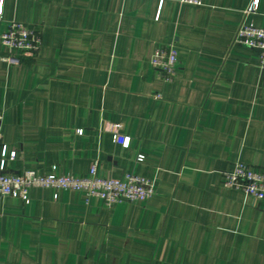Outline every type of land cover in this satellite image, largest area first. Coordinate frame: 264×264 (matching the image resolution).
I'll return each mask as SVG.
<instances>
[{
	"label": "crops",
	"instance_id": "1",
	"mask_svg": "<svg viewBox=\"0 0 264 264\" xmlns=\"http://www.w3.org/2000/svg\"><path fill=\"white\" fill-rule=\"evenodd\" d=\"M197 1L5 0L0 33L15 20L41 45L0 60L16 151L4 172L85 176L96 160L98 176L135 172L155 192L111 206L70 189L0 197V264H264V199L221 184L235 160L264 168V72L232 42L242 21L264 26V0L246 14L250 0ZM170 43L165 82L149 59Z\"/></svg>",
	"mask_w": 264,
	"mask_h": 264
},
{
	"label": "built area",
	"instance_id": "2",
	"mask_svg": "<svg viewBox=\"0 0 264 264\" xmlns=\"http://www.w3.org/2000/svg\"><path fill=\"white\" fill-rule=\"evenodd\" d=\"M198 3L197 0H186ZM259 0H250L244 13H254ZM5 0H0V20H2ZM232 42L253 49L257 53L258 65L264 72V26L252 22H241L236 28ZM0 60L8 65L18 62L20 54L34 56L41 45L39 30L24 23L8 20L0 33ZM149 64L158 71L163 81H172L179 71L177 50L173 43L158 45L154 48ZM2 112H0V197L11 196L27 201L32 188H51L53 197H57L58 189H70L81 193L86 200L99 199L106 206L121 201L144 203L155 192V179L147 178L135 172L124 173L121 178L100 177L97 174V161H92L85 176L76 174H58L56 167L50 173H39L25 169L17 173H5L8 160L15 158L16 151L8 149L2 141ZM82 129H77L78 135ZM117 134L114 135L116 140ZM130 137L124 136L122 144L126 147ZM144 155L138 153L135 161L139 162ZM221 184L249 196L253 200L264 199V168L255 167L241 160L232 162L229 169L222 173Z\"/></svg>",
	"mask_w": 264,
	"mask_h": 264
}]
</instances>
